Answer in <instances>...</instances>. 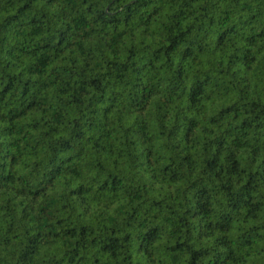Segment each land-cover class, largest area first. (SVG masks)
<instances>
[{
	"label": "clouds",
	"instance_id": "clouds-1",
	"mask_svg": "<svg viewBox=\"0 0 264 264\" xmlns=\"http://www.w3.org/2000/svg\"><path fill=\"white\" fill-rule=\"evenodd\" d=\"M0 264H264V0H0Z\"/></svg>",
	"mask_w": 264,
	"mask_h": 264
}]
</instances>
